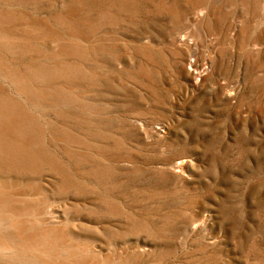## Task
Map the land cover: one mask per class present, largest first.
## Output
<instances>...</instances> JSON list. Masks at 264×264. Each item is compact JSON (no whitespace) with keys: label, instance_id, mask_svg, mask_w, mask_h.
Returning <instances> with one entry per match:
<instances>
[{"label":"rangeland","instance_id":"rangeland-1","mask_svg":"<svg viewBox=\"0 0 264 264\" xmlns=\"http://www.w3.org/2000/svg\"><path fill=\"white\" fill-rule=\"evenodd\" d=\"M0 264H264V0H0Z\"/></svg>","mask_w":264,"mask_h":264}]
</instances>
